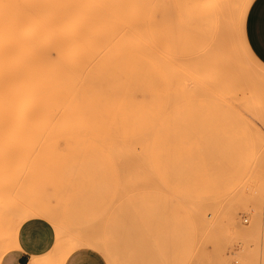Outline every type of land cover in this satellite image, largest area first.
Instances as JSON below:
<instances>
[{
    "label": "rangeland",
    "instance_id": "obj_1",
    "mask_svg": "<svg viewBox=\"0 0 264 264\" xmlns=\"http://www.w3.org/2000/svg\"><path fill=\"white\" fill-rule=\"evenodd\" d=\"M216 5L201 6L203 55L230 58L233 71L244 65L246 78L264 86V45L255 38L253 58L242 54L239 10L232 0ZM144 41L148 48L149 31ZM249 104H186L181 120L152 122L148 149L139 139L129 158L75 135L0 152V239L39 218L56 231L45 257L84 234L111 241L117 259L101 252L108 264H264V97ZM118 157L131 162L114 165Z\"/></svg>",
    "mask_w": 264,
    "mask_h": 264
},
{
    "label": "bare ground",
    "instance_id": "obj_2",
    "mask_svg": "<svg viewBox=\"0 0 264 264\" xmlns=\"http://www.w3.org/2000/svg\"><path fill=\"white\" fill-rule=\"evenodd\" d=\"M218 3L223 0H0V152L38 150L43 137L75 135L128 157L139 139L148 149L152 122L181 120L186 104L257 107L264 86L246 78L244 65L233 71L230 58L205 57L197 41L201 6ZM232 3L241 16L239 49L253 58V40L264 45V0ZM57 237L63 245L65 233ZM111 244L77 235L62 254L56 247L32 264H63L79 248L115 261Z\"/></svg>",
    "mask_w": 264,
    "mask_h": 264
},
{
    "label": "crops",
    "instance_id": "obj_3",
    "mask_svg": "<svg viewBox=\"0 0 264 264\" xmlns=\"http://www.w3.org/2000/svg\"><path fill=\"white\" fill-rule=\"evenodd\" d=\"M56 241L53 225L45 219H29L17 231L13 244L3 255L0 264H32L41 261L51 252ZM63 264H108L103 254L90 248H79L73 251Z\"/></svg>",
    "mask_w": 264,
    "mask_h": 264
},
{
    "label": "built area",
    "instance_id": "obj_4",
    "mask_svg": "<svg viewBox=\"0 0 264 264\" xmlns=\"http://www.w3.org/2000/svg\"><path fill=\"white\" fill-rule=\"evenodd\" d=\"M245 223H247L248 221L247 220H244Z\"/></svg>",
    "mask_w": 264,
    "mask_h": 264
}]
</instances>
